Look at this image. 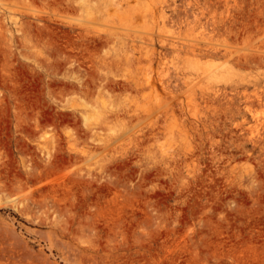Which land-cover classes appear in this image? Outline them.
Instances as JSON below:
<instances>
[{
	"label": "rangeland",
	"instance_id": "1",
	"mask_svg": "<svg viewBox=\"0 0 264 264\" xmlns=\"http://www.w3.org/2000/svg\"><path fill=\"white\" fill-rule=\"evenodd\" d=\"M106 1L0 0V264H264V0Z\"/></svg>",
	"mask_w": 264,
	"mask_h": 264
},
{
	"label": "bare ground",
	"instance_id": "2",
	"mask_svg": "<svg viewBox=\"0 0 264 264\" xmlns=\"http://www.w3.org/2000/svg\"><path fill=\"white\" fill-rule=\"evenodd\" d=\"M85 1H86V0H85ZM169 2H170V1H169ZM169 2H168V3H169ZM187 3H188V2H187ZM180 4H181V3H180ZM188 4H189V3H188ZM163 5H164V4H163ZM181 5H182V4H181ZM197 6H198V5H197ZM182 7H183V6H182ZM184 7H185V6H184ZM72 8H73V7H72ZM167 8H168V7H167ZM172 8H173V7H172ZM194 8H195V6H194ZM119 9H120V3H119V2H116V0H115V1H114V0H110V2L106 1V2L103 4L100 13H101L102 15H105V14L108 15V13H110L111 11H117V10H119ZM173 9H174V8H173ZM179 9H180V8H179ZM190 12H191V11H190ZM192 13H193V12H191V14H192ZM81 14H82V13H81ZM197 14H198V13H197ZM169 15H170V14H169ZM188 15H189V14H188ZM143 16H147V15H142V17H143ZM192 16H193V15H192ZM81 17H82V16H81ZM180 17H181V16H180ZM194 17H195V16H194ZM145 18H146V17H145ZM186 18H188V17H186ZM198 18H199V17H198ZM80 19H81V18H80ZM166 19H167V18H166ZM199 19H200V18H199ZM86 20H87V19H84L85 22H86ZM88 20H89V19H88ZM88 20H87V21H88ZM77 21H78V20H77ZM169 21H170V20H169ZM81 22H82V21H81ZM90 22H91V21L89 20V21L87 22V24L91 25ZM96 22H97V21H96ZM110 22H111V21H110ZM178 22H179V21H178ZM187 22H188V21H187ZM0 23H1V22H0ZM165 23H166V22H165ZM167 23H169V22H167ZM181 23H182V22H181ZM185 23H186V22H185ZM189 23H190V22H189ZM1 24L3 25V23H1ZM117 24H118V23H117ZM78 25H79V24H78ZM97 25H98V24H97ZM110 25H111V24H110ZM166 25H167V24H166ZM188 25H189V24H188ZM191 25H192V24H191ZM186 26H187V25H186ZM186 26H185V27H186ZM116 27H117V26H116ZM121 27H122V26H121ZM121 27H120V28H121ZM123 27H124V26H123ZM123 27H122V28H123ZM200 27H201V26H200ZM202 27H203V26H202ZM202 27H201V28H202ZM204 28H206V27H204ZM89 29H91V28H89ZM93 29H94V28H93ZM124 29H125V28H124ZM186 29H187V27H186ZM188 29H189V28H188ZM169 30H170V29H169ZM96 31H97V30H96ZM98 31H99V30H98ZM98 31H97V32H98ZM100 31H101V30H100ZM103 31H104V30H103ZM103 31H102V33H104ZM111 31H112V30H111ZM172 31H173V29H172ZM172 31H171V32H172ZM197 31H198V30H197ZM93 32H94V31H93ZM105 32H106V31H105ZM175 32H177V31H175ZM181 32H182V31H181ZM184 32H185V31H184ZM188 32H189V31H188ZM195 32H196V31H195ZM202 32H204V31H202ZM205 32H206V31H205ZM207 32H208V31H207ZM78 33H79V32H78ZM102 33H101V34H102ZM208 33H209V32H208ZM163 34H165V33H163ZM186 34H187V33H186ZM189 34H190V33H189ZM189 34H188V35H189ZM200 34H201V33H200ZM99 35H100V34H99ZM99 35H98V36H99ZM108 35L111 36V37H113V39H114L115 37H118V35H117L116 33H113V32H109ZM170 35H171V34H170ZM206 35H207V34H206ZM1 36H2V35H1ZM176 36H177V35H176ZM179 36H180V35H179ZM179 36H178V37H179ZM189 36H190V35H189ZM200 36H201V35H200ZM213 36H214V35H213ZM99 37H100V36H99ZM101 37H103V34H102ZM131 37H132V36H131ZM178 37H177V38H178ZM185 37H186V36H185ZM192 37H193V36H192ZM201 37H203V36H201ZM105 38H106V37H105ZM105 38H104V39H105ZM132 38H133V37H132ZM179 38H180V37H179ZM186 38H187V37H186ZM197 38H198V37H197ZM203 38H204V37H203ZM97 39H98V38H97ZM188 39H189V38H188ZM209 39H210V38H209ZM213 39H214V38H213ZM213 39H212V41H213ZM95 40H96V39H95ZM98 40H100V39H98ZM135 40H136V39H135ZM174 40H175V39H174ZM190 40H192V38H191ZM202 40H203V39H202ZM205 40H206V39H204V41H203L204 43H205ZM207 40H208V39H207ZM207 40H206V41H207ZM192 41H193V40H192ZM196 41L198 42V40H196ZM214 41H215V40H214ZM88 42H90V43H94V46H95V44H97V42H94V39H92V37L88 38ZM200 42H201V41H200ZM191 43H193V42H191ZM191 43H190V44H191ZM206 43L208 44V41H207ZM206 43H205V46H202V47H207V46H206V45H207ZM212 43H213V42H212ZM212 43L210 42L208 45H211ZM86 44H87V43H86ZM84 45H85V44H84ZM167 45H168V47H170V46H172V45H174V44H172V45L167 44ZM213 45H214V44H213ZM213 45H212V46H213ZM219 45H220V44H219ZM94 46H92V47H94ZM162 46H163V45H162ZM164 46H165V43H164ZM174 46H175V45H174ZM215 46H216V45H215ZM89 47H90V46H89ZM95 47H96V46H95ZM126 47H127V46H126ZM202 47H201V49H202ZM76 48H77V47H76ZM180 48H181V47H180ZM214 48L216 49L217 46L214 47ZM90 49H91V48H90ZM92 49H93V48H92ZM127 49H128V48H127ZM184 49H187V48H184ZM61 50H62V49H61ZM93 50H94V49H93ZM95 50H96V49H95ZM190 50H191V49H190ZM190 50L188 51L189 53H190ZM210 50H212V49H210ZM210 50L207 49L206 51H207V52H211ZM10 51H11V50H10ZM90 51H91V50H88L87 53H86V55H85V53H84V55L87 56V57H86L87 59H88V55H90ZM127 51H128V50H127ZM179 51H180V50H179ZM185 51H186V50H185ZM191 51H192V53H193V50H191ZM200 51H201V50H200ZM74 52H75V51H74ZM85 52H86V51H85ZM164 52H165V50L163 51V54H165ZM216 52L218 53V51H216ZM216 52H215V53H216ZM129 53H130V52H129ZM129 53H128V55H129ZM159 53H160V52H159ZM219 53H220V52H219ZM75 54H76V53H75ZM93 54H94V53H93ZM161 54H162V53H161ZM166 54L168 55L169 53L166 52ZM84 55H81L80 57H81V58H84V57H85ZM169 55H170V54H169ZM176 55H177V54H176ZM213 55H214V54H213ZM223 55H224V54H223ZM186 56H187V54H186ZM186 56H185V57H186ZM189 56H190V58L192 57L191 55H189ZM219 56H220V55H219ZM89 57H90V56H89ZM119 57H120V59H125V60H126V59L128 58V57H127V53H126V51L121 50V51H120V55H119ZM167 57H168V56H167ZM176 57H177V56H176ZM222 57H223V56H222ZM77 58H78V57H77ZM77 58H76V59H77ZM183 58H184V57H183ZM186 58H187V57H186ZM186 58H184V59H186ZM195 58H198V57H194V59H195ZM103 59H104V58H103ZM128 59H130V57H129ZM149 59H150L152 62L155 63V62H157V61H161V60H163V59H166V55H160L159 57H156L154 54H151V56L149 57ZM188 59H189V58H188ZM93 60H94V59H93ZM89 61H90V59H89ZM129 61H130V60H129ZM210 61H211V60H210ZM82 62H83V61H82ZM102 62H103V61H102ZM152 62H149V63H152ZM180 62H181V61H180ZM194 62H195V61H194ZM133 63H134V62H133ZM166 63H167V62H165V64H166ZM206 63H207V62H206ZM193 64H194V63H193ZM74 65H75V64H74ZM199 65H201V63H200ZM80 66H81V64H80ZM170 67H171V66H170ZM180 67H181V66H180ZM82 68H83V67H82ZM158 68H159V67H158ZM91 69H92V68H91ZM132 69H133V68H132ZM171 69H172V68H171ZM177 70H178V69H177ZM81 71H82V69H81ZM206 71H207V70H206ZM114 72H115V71H114ZM204 72H205V71H204ZM159 73H160V77L164 78L163 84H165L166 87L169 88V86L171 85V83H170V79H171V78H170V79L168 78V73L165 71V69H161V72H159ZM175 74H176V73H175ZM175 74L173 73V76H174V77H175ZM181 74H183V73H181ZM196 74L198 75L197 72H196ZM202 74H203V73H202ZM219 74H220V73H219ZM219 74H218V75H219ZM146 76H147V77L144 78V80H143V84L149 86V85L152 83L153 77L150 76L149 74L146 75ZM179 79H180V78H179ZM180 80H181V79H180ZM177 81H178V80H177ZM177 81H174V82H177ZM174 82L172 83L173 86L171 85L173 89H175V87L177 86V85L175 86V83H174ZM180 82H181V81H180ZM180 82L178 81V85H179ZM98 84H99V83H98ZM110 86H111V85H110ZM171 86H170V87H171ZM174 86H175V87H174ZM179 86H180V85H179ZM179 86H178V87H179ZM185 86H186V85H185ZM219 86H220V85H219ZM104 87H105V86H104ZM231 87H232V86H231ZM180 88H181V87H180ZM180 88H179V89H180ZM84 89H85V88H84ZM88 90H89V89H88ZM171 90H172V89H171ZM181 90H182V89H180V91H181ZM183 90H184V89H183ZM180 91L177 90L178 93H179ZM224 91H225V90H224ZM101 92H102V91H101ZM175 92H176V91H175ZM177 92H176V93H177ZM226 92H227V91H226ZM83 93H84V92H83ZM196 93H198V92H196ZM219 93L222 94V92H220V90H219ZM219 93H217V94H218V95H217L218 98H219ZM224 93H225V92H224ZM224 93H223V94H224ZM98 94H99V93H98ZM225 94H226V93H225ZM213 95L215 96L216 94H213ZM198 96H199V95H198ZM198 96H197V97H198ZM214 96H213V97H214ZM225 96L227 97V95H225ZM155 99H156V98H155ZM157 99H158V98H157ZM157 99H156V100H157ZM219 99H220V98H219ZM225 99H226V98H225ZM206 100H207V99H206ZM222 100H223V99H222ZM222 100H220L221 103H222ZM138 101H139V100H138ZM154 101H155V100H154ZM207 101H209V100H207ZM223 102H224V101H223ZM239 102H241V100H240ZM243 102H244V101H243ZM247 102L249 103V101H247ZM219 103H220V102H219ZM248 103L244 102L243 104L246 106V104L248 105ZM215 104H217V103H215ZM215 104H214V105H215ZM249 104H251V103H249ZM84 105H85V104H84ZM125 105H126V104H125ZM155 105H157V104L155 103ZM197 105H198V103H197ZM223 105H224V104H223ZM251 105H252V104H251ZM251 105H250V106H251ZM163 106H165V105L163 104ZM163 106H162V107H163ZM225 106H226V105H225ZM84 107H85V106H84ZM102 107H103V106H102ZM159 107H160V106H159ZM176 107H177V106H176ZM207 107H208V106H207ZM235 107H236V106H235ZM247 107H248V106H247ZM104 108H105V106H104ZM174 108H175V107H174ZM213 108H214V107H213ZM250 108H251V107H249L248 109L251 111ZM99 109H100V108H99ZM110 109H111V108H110ZM118 109H119V110H118ZM118 109H117L118 111H115V112H113L112 110H109V109H108V110H104V111L102 110V114H103V118H104V120H108V119H111V118H112V119H114V118H121L122 115H127V114L130 112V109H129V108L121 107V108H118ZM245 109H246V108H245ZM252 109H254V108H252ZM155 110H156V109H155ZM243 110H244V109H243ZM254 110H255V109H254ZM76 111H77V110H76ZM89 111H90V110H89ZM100 111H101V109H100ZM100 111H98V115L101 114ZM157 111H158V110H157ZM157 111H156V112H157ZM175 111H176V110H175ZM83 112H84V111H83ZM99 112H100V113H99ZM247 112L250 113L248 110H247ZM253 112H254V111H253ZM79 113H80V112H79ZM219 113H220V112H219ZM86 114H87V113H86ZM94 115H95V113H94ZM150 115H151V114H150ZM234 115H235V114H234ZM252 115H253V114H252ZM252 115H251V116H252ZM99 116H100V115H99ZM179 116H180V115H179ZM96 117H98V116H96ZM221 117H222V115H220V118H221ZM226 117H227V116H226ZM253 117H254V116H253ZM253 117H252V119H253ZM255 117H256V116H255ZM255 117H254V120H255ZM85 118H86V117H85ZM219 120H220V119H219ZM256 120H257V119H256ZM160 121H161V120H160ZM254 122H255V121H254ZM258 122H259V121H258ZM260 122H262V121H260ZM263 122H264V120H263ZM232 123H233V122H232ZM237 123H238V122H237ZM158 124H159V123H158ZM160 124H161V123H160ZM163 124H165V123L162 121V124H161V125H163ZM254 124H255V123H254ZM254 124H253V125H254ZM259 124H260V123H258V125H259ZM218 125H219V124H218ZM253 125H252V126H253ZM260 125H264V123H263V124H260ZM255 126H256V125H255ZM158 127H159V126H158ZM246 127H247V126H246ZM159 128H160V127H159ZM221 128H222V127H221ZM233 128H234V126H233ZM257 128H258V127H257ZM234 129H235V128H234ZM249 129H250V128H249ZM252 129H254V128H252ZM261 129H264V127H261ZM255 130H256V129H255ZM257 130H258V129H257ZM231 131H232V130H231ZM235 131H236V130H234V132H235ZM253 131H254V130H253ZM260 131H263V130H260ZM236 132H238V131H236ZM225 133H226V132H225ZM230 133H231V132H229L228 135H229ZM242 133H243V131H242ZM244 133H245V132H244ZM257 133H258V132H257ZM210 134H211V133H210ZM247 134H248V133H247ZM147 135H148V134H147ZM147 135H146V136H147ZM235 135H236V134H235ZM248 135H249V134H248ZM256 135H257V134H256ZM252 136H253V135H251V136H249V137L252 138ZM260 136H261V135H260ZM174 138H175V137H174ZM219 138H220V137H219ZM231 138H232V137H231ZM253 138H255V137H253ZM258 138H260L259 135H258V137H257V140H258ZM255 139H256V138H255ZM225 140H226V139H225ZM253 140H254V139H253ZM257 140H256V141H257ZM145 141H146V140H145ZM222 141H223V140H222ZM248 141H249V139H248ZM258 141H259V140H258ZM250 142H251V140H250ZM216 144H217V143H216ZM253 144H255V143H253ZM250 145H251V144H250ZM253 146H254V145H253ZM253 146H252V147H253ZM222 149H223V148H222ZM213 150H214V149H213ZM215 150H216V149H215ZM223 150H224V149H223ZM219 153H221V152H219ZM247 156H248V155H247ZM245 157H246V156H245ZM225 158H226V156H225ZM249 158H250V157H249ZM229 159H230V158H229ZM229 159H228V160H229ZM258 159H260V158H258ZM237 160H238V159H237ZM239 160H240V159H239ZM239 160H238V161H239ZM255 160H257V159H255ZM238 161H237V162H238ZM241 161H242V160H241ZM251 161H252V160H251ZM259 161L262 163V160H261V159H260ZM239 162H240V161H239ZM242 162H243V161H242ZM253 162H255V161H252V163H253ZM263 162H264V161H263ZM255 163H256V162H255ZM239 165H241V164H239ZM255 165H256V164H255ZM262 165H263V164H262ZM216 166H217V165H216ZM253 168H254V166H253ZM256 171H258V170H256ZM256 173H257V172H256ZM258 173H259V172H258ZM248 176H249V175H248ZM245 179H246V178H245Z\"/></svg>",
	"mask_w": 264,
	"mask_h": 264
}]
</instances>
